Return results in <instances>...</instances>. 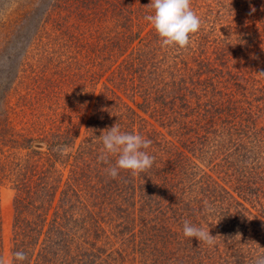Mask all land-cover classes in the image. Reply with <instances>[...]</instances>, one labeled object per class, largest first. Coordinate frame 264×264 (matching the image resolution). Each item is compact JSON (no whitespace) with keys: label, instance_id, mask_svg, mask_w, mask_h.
<instances>
[{"label":"trees","instance_id":"obj_1","mask_svg":"<svg viewBox=\"0 0 264 264\" xmlns=\"http://www.w3.org/2000/svg\"><path fill=\"white\" fill-rule=\"evenodd\" d=\"M190 3L201 28L182 50L161 48L144 19L153 11L150 0H41L19 19L28 28L35 14L47 16L38 36L43 52L25 79L32 100L39 98L31 108L40 107L43 94L49 101L66 95L84 107L94 100L74 152L63 153L78 138L71 126L39 139L0 124V173L16 191L13 253L25 252L24 264H256L264 258V0ZM26 89L18 93L23 108ZM117 123L152 141L151 169L136 176L121 171L115 179L105 172L117 157L99 160L98 138ZM8 144L31 157L16 154L17 162L4 165ZM220 169L231 173L226 182L212 174ZM75 205L87 210L74 221ZM185 221L203 225L215 244L185 239ZM127 238L130 262L121 249ZM3 251L0 211L4 260Z\"/></svg>","mask_w":264,"mask_h":264},{"label":"rangeland","instance_id":"obj_2","mask_svg":"<svg viewBox=\"0 0 264 264\" xmlns=\"http://www.w3.org/2000/svg\"><path fill=\"white\" fill-rule=\"evenodd\" d=\"M40 2L41 0H0V5H2L0 7V124L4 122V126L12 129L13 132L22 130L27 131L25 134L34 133L39 139L41 137L51 138V134L55 130L67 132V128L71 126L72 128H70L69 133L78 134V138L72 141L71 146H69L72 148L63 146V148H65L63 153H67L72 150V152H74L85 139L84 133L88 124L87 120L94 108V100L92 99L89 103L87 101L84 107V104L81 105V103L75 105L76 102L68 100V96L66 95H62V97L59 98L57 95H54V100L49 101V99L46 98V94H43L40 97V107H37L35 111L34 108H31L33 107L31 106L33 101L36 103L39 101V98L37 101L32 100L33 89L31 86L33 87V85L31 81L25 79L31 74L29 67L37 66L38 58L43 52V44L40 42L41 39H39L40 37L38 36L43 29L44 21L47 16L42 13L37 14V16L35 14L31 18L29 17L30 20L28 28H26L24 22L20 23L19 19H22L25 13L31 12L36 8H40ZM41 10H43V7ZM44 38L42 39V42L44 41ZM15 53L16 56L14 57ZM25 71H27V73ZM25 89L29 93V105L23 108L22 106H24V104L19 102L18 93H21L22 91L21 95H23V90ZM51 104H55V107L52 110H49L47 107ZM141 114L145 117L149 115H145L144 113ZM5 120L8 122L6 123ZM69 143L68 145H70ZM34 147L40 151L43 150L40 142L35 143ZM44 147L43 151L46 149V146ZM6 150L7 158L4 159V161L2 160V163L7 166L17 162L15 160L16 154L18 155V158L21 157L28 159L31 157L24 156L28 154L26 151L22 152V154H18L19 151H15L12 148V145L9 144L7 145ZM41 160L36 162V164L38 165L40 162L39 165H41L43 163ZM212 174L215 178L224 182H226V180L223 179L231 178V176H229L231 173L224 170L223 172ZM68 175V172H66L65 179ZM2 177L7 176H3V174L0 173V211L2 216L4 244L3 257L4 264H13L14 257L12 245L14 237V199L16 191L13 189L11 183ZM59 200L60 195L57 196V199L52 205L53 209L50 212V222L53 219L55 210L60 205ZM76 205L75 207H79L80 209L76 208L75 210H72L75 213L74 221L76 219H80L79 215L84 213V209H86L81 205ZM262 217L264 219V214H262ZM69 227L73 231H77V233H83V231L78 230L79 227H77L74 223H72ZM134 230L135 232L138 231L139 227H135L133 231ZM130 240L131 239L128 241L127 238V241L121 246L128 262H130L133 257V248L128 246ZM96 263L99 264L100 260L94 262L93 264ZM152 263L153 260H149L146 264Z\"/></svg>","mask_w":264,"mask_h":264},{"label":"clouds","instance_id":"obj_3","mask_svg":"<svg viewBox=\"0 0 264 264\" xmlns=\"http://www.w3.org/2000/svg\"><path fill=\"white\" fill-rule=\"evenodd\" d=\"M147 8L153 11L144 19L154 29L163 49L187 48L192 36L201 28V19L192 10L190 0H150ZM98 139L102 141L99 160L107 162L110 157H117L114 164L105 168V172L110 177L115 179L121 171H127L136 176L153 167L155 157L148 151L152 141L143 135L122 131L117 123L103 131ZM182 231L185 239L191 241L195 238L210 247L217 239L203 225H196L189 221L184 222ZM13 257L14 264H24L27 260L23 251H15ZM0 264H4L2 258H0ZM256 264H264V258L258 259Z\"/></svg>","mask_w":264,"mask_h":264}]
</instances>
